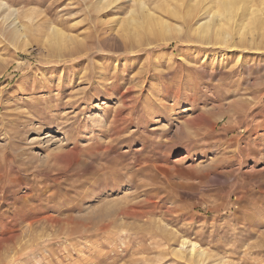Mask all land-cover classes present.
<instances>
[{
	"label": "rangeland",
	"instance_id": "1",
	"mask_svg": "<svg viewBox=\"0 0 264 264\" xmlns=\"http://www.w3.org/2000/svg\"><path fill=\"white\" fill-rule=\"evenodd\" d=\"M98 1L0 0V264H264V0L232 48L214 0Z\"/></svg>",
	"mask_w": 264,
	"mask_h": 264
},
{
	"label": "bare ground",
	"instance_id": "2",
	"mask_svg": "<svg viewBox=\"0 0 264 264\" xmlns=\"http://www.w3.org/2000/svg\"><path fill=\"white\" fill-rule=\"evenodd\" d=\"M98 1V0H97ZM109 0H99L98 5L101 7H105L108 5ZM201 1V0H200ZM203 1V0H202ZM244 0H214V2L219 3L218 5L222 6V12H220L219 8H214L213 11H211L208 15V17H205V20L198 19L200 14L199 11L194 13V24L193 21H189V29L190 31H193V33L197 34V36H200L202 39L207 38V43L211 44H219L222 47H236L238 43H243L245 41V34L250 31L251 24L254 23V14L256 9H250L251 6L248 7L249 10H246L244 13V18H242L240 21H236V23L232 22L236 20L237 13L236 7L240 6V4ZM199 2V1H198ZM196 2V3H198ZM97 5V8H98ZM196 10L199 8L196 6ZM204 7V6H203ZM209 7H204L202 10L204 12L208 11ZM210 9V8H209ZM259 10V9H258ZM12 11V10H11ZM201 11V10H200ZM188 12V11H187ZM173 14V12H172ZM128 19L126 20L124 26H123V32L127 33V36H131L132 40L134 41H143V38H157V40L161 39L162 36L168 34L171 35L170 31L172 29L181 31V28L179 25L176 27L171 26V24L167 21L162 19L161 17H154L152 14L149 13V9L145 6H142V14L141 16L138 15V13L135 12L134 9H132L128 15ZM203 16V15H201ZM204 17V16H203ZM201 18V17H200ZM207 18V19H206ZM12 19V18H9ZM198 19V20H197ZM202 19V18H201ZM2 23V22H1ZM11 23L13 25L14 29L17 27V20L12 19ZM19 23V22H18ZM230 23V27L236 30V37H233V33L228 30V28L225 26V24ZM20 24V23H19ZM21 26V25H20ZM6 27V26H4ZM7 28V27H6ZM11 28V26H10ZM11 28V29H13ZM13 29V30H14ZM21 29V28H19ZM22 30V29H21ZM12 31V30H11ZM57 31V30H55ZM15 32V31H13ZM53 32V31H52ZM9 33H11L9 31ZM18 33V32H15ZM191 33V34H193ZM14 36V33H11ZM20 34V33H19ZM23 34V33H22ZM53 34V33H52ZM249 34V33H248ZM11 37V36H10ZM199 37V39L202 41V39ZM175 38L174 36H171V39ZM12 39V38H11ZM151 41V40H150ZM51 44V43H50ZM59 44V43H58ZM192 122H189L188 125H190ZM214 131V130H213ZM181 248L180 252L182 254L184 253H191L192 256H205L207 251H204L202 246L198 244L195 241H191L189 239H183L181 242ZM178 251V252H179ZM196 258V257H195Z\"/></svg>",
	"mask_w": 264,
	"mask_h": 264
}]
</instances>
